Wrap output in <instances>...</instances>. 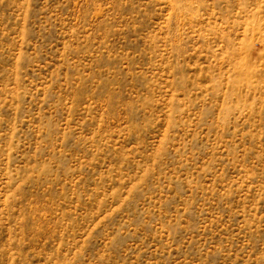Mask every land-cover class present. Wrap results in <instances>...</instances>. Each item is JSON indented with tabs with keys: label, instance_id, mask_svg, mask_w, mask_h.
Here are the masks:
<instances>
[{
	"label": "rangeland",
	"instance_id": "rangeland-1",
	"mask_svg": "<svg viewBox=\"0 0 264 264\" xmlns=\"http://www.w3.org/2000/svg\"><path fill=\"white\" fill-rule=\"evenodd\" d=\"M0 264H264V0H0Z\"/></svg>",
	"mask_w": 264,
	"mask_h": 264
}]
</instances>
